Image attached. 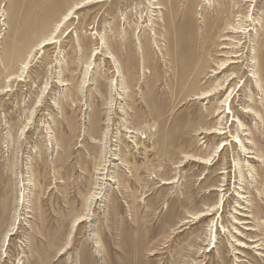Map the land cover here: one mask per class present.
I'll return each mask as SVG.
<instances>
[{"label":"rangeland","instance_id":"374dc122","mask_svg":"<svg viewBox=\"0 0 264 264\" xmlns=\"http://www.w3.org/2000/svg\"><path fill=\"white\" fill-rule=\"evenodd\" d=\"M186 1L210 40L193 85L178 80ZM216 127L228 132H205ZM129 253L264 264V0H0V264H134Z\"/></svg>","mask_w":264,"mask_h":264},{"label":"bare ground","instance_id":"6f19581e","mask_svg":"<svg viewBox=\"0 0 264 264\" xmlns=\"http://www.w3.org/2000/svg\"><path fill=\"white\" fill-rule=\"evenodd\" d=\"M97 1H102V0H97ZM154 1V0H153ZM246 1H249V0H246ZM155 2H152V4H154ZM161 5H154V8H159ZM76 8H78V7H76ZM72 12V11H71ZM71 12L70 13H68V14H66L65 16H64V18H63V20L62 21H60L59 22V24H58V26H57V28H59V27H62V22H68V21H65V20H70V15H71ZM176 13H178V15H181V17H180V19H181V23H184V25H186V29L185 30H187L185 33L186 34H188V36L186 37V41H189L190 42V44H191V46H190V49L189 50H187L186 51V58L188 59V61H189V64H188V66L189 67H185L183 70H181L182 71V74H181V76L178 78V80H179V83H185V82H189L191 85H193V83H196L198 80H199V78L201 77V75H203L204 73H206L205 71L207 70L206 68L209 66L208 65V63H207V61H206V56H207V54L209 55V47H210V40L207 38V34H205L203 37L202 36H197L196 35V33H195V26H193V21H195V18H194V15L192 14V9H190V7H189V3L186 1V4H185V10L183 11V13L182 12H180V10H177L176 11ZM189 21H191V23H192V25L189 23ZM244 21H245V19H244ZM246 21H248V20H246ZM65 24V23H64ZM57 30V29H56ZM250 30H251V28H250ZM206 31H208V28H206ZM245 33V31L244 30H237V32L236 33ZM185 34V35H186ZM210 34V33H209ZM207 35V36H206ZM181 37H183V36H181ZM180 37V38H181ZM210 38H211V34H210ZM185 39V38H184ZM58 42V40H57V38L56 37H47V38H45L44 40H42L41 41V43H40V47L42 48V49H44L47 45H49V44H52V43H57ZM187 47V46H186ZM184 48H185V46H184ZM180 52H181V50H180ZM111 54V53H110ZM208 57V56H207ZM234 62H237V60H230V63H229V65L228 66H230L231 65V63H234ZM238 62H239V60H238ZM141 63V62H140ZM28 68V62H26L25 64H24V66H23V72H25L26 71V69ZM225 68H227V67H225ZM224 68V69H225ZM146 69V68H145ZM179 70H180V68H179ZM217 73V72H216ZM133 74V73H132ZM131 74V75H132ZM130 75V76H131ZM133 76V75H132ZM235 77V76H234ZM234 77H231V79H230V82H229V84L228 85H230L231 84V82L234 80ZM132 78V77H131ZM12 79H18V81H23L24 79H23V74H18V75H15V76H11V78H10V80H12ZM127 83V82H126ZM121 85V84H120ZM125 85V84H124ZM186 85V84H185ZM194 86H196V85H194ZM121 88V87H120ZM131 88V87H130ZM7 90H9V88L7 89ZM130 90V89H129ZM116 91V90H115ZM124 91V90H123ZM126 93V92H125ZM130 93V92H129ZM210 92H208V94H207V92H200V93H196V94H193L192 95V97L190 98V99H204V98H207V97H209L211 94H209ZM134 94L135 93H132V95L134 96ZM214 94H215V92H214ZM128 95V94H127ZM229 98H230V96L227 98V100L226 101H228L229 100ZM113 99V98H112ZM138 106L140 105V104H137ZM229 105V107L228 108H226L227 106H225V108H224V110H223V112L224 113H226V114H230L231 115V113H233V110H232V106H231V103H229L228 104ZM143 106V105H142ZM147 108L149 109L150 107L149 106H147ZM151 109V108H150ZM124 111H126V110H124ZM125 113V112H124ZM142 114V113H141ZM141 114H139L138 116H140L141 117ZM144 114V113H143ZM233 116H235L234 114H232ZM234 118V117H233ZM95 132H99L100 131V125L98 124L97 126H96V129L94 130ZM124 131L126 132V133H133V134H138L139 133V131L138 130H135V129H133L132 127H129V126H125V128H124ZM207 134H213V133H216V134H225V133H227L228 131H227V128L225 127L224 129L223 128H220V127H216V128H213V130H210V131H205ZM100 133V132H99ZM107 134V133H106ZM109 134V133H108ZM94 135V134H93ZM105 135V134H104ZM144 135V134H143ZM146 135V134H145ZM119 136V135H118ZM147 136V135H146ZM146 136H143V138H145ZM105 137V136H104ZM107 137V136H106ZM131 137H133V135L131 136ZM136 137V136H135ZM119 138V141H120V143H121V145L123 146V144H124V137H123V135L121 134V132H120V137H118ZM103 139V138H102ZM108 141V140H107ZM118 141V142H119ZM130 142H131V140H129ZM239 141H241V140H239ZM235 142L237 143V141L235 140ZM223 144H224V146L221 148V147H219L220 149L219 150H221V151H223L224 149H225V147H226V145H228L229 144V142L228 141H223L222 142ZM95 144V146H97V143L95 142L94 143ZM119 144V143H118ZM126 144V143H125ZM124 144V146H126V148H128L127 147V145H125ZM107 145V144H106ZM136 146H138V143H136L135 144ZM120 146V145H119ZM122 146H121V148H117V150H120V152L122 153V152H125V149H124V151H123V148H122ZM103 147H105V146H103ZM109 147V146H108ZM106 148V147H105ZM107 149V148H106ZM109 149V148H108ZM105 150V149H104ZM111 150V149H110ZM106 151V150H105ZM126 151H128V153H130L131 152V150L130 149H126ZM110 152V151H109ZM121 153H120V155H121ZM131 154H133V152L131 153ZM130 154V155H131ZM102 155V154H101ZM116 156V155H115ZM103 157V156H102ZM105 157V156H104ZM107 157V156H106ZM187 158H186V162H188V161H197V162H200V163H202V164H206V165H209V161H210V159H209V157H206V158H203V157H198V156H192V155H187L186 156ZM106 159V158H105ZM116 159H121V161L119 162V165L117 164V167H118V169L119 170H121V168L123 167V169H124V167H127L128 166V164L124 161V160H122V158H119V157H116ZM105 162H107L106 160H105ZM109 162V161H108ZM104 163V162H103ZM105 166H107V164L105 165ZM115 166V165H114ZM122 166V167H121ZM116 168V167H115ZM128 168V167H127ZM99 169V168H98ZM102 169V171L105 169L106 170V168H101ZM127 171H131V170H127ZM101 173V172H100ZM105 173V172H104ZM101 174H103V172L101 173ZM153 176V175H152ZM156 177V179H158L157 178V176H155ZM150 178V177H149ZM131 180V179H130ZM154 180V179H153ZM101 181H103V180H101ZM100 181V182H101ZM120 181V180H119ZM155 181V180H154ZM159 182H160V184L159 185H164V184H171V183H174L175 182V179L173 180V179H159ZM99 183V182H98ZM103 183V182H102ZM97 185V184H96ZM100 185V184H99ZM121 185V184H120ZM98 186V185H97ZM102 186V185H101ZM103 187V186H102ZM102 187H100V186H98V187H96L97 189H102ZM104 188V187H103ZM117 189L119 188V187H116ZM213 189H215V190H218L217 188H213ZM111 191V190H110ZM97 191H95V193H96ZM96 194H99V192H97ZM96 198H98L99 199V196H95ZM94 198V197H93ZM222 202H223V197H221L220 198V200H219V204L220 205H218V206H223L222 205ZM94 203V202H93ZM128 205V204H127ZM118 208V207H117ZM219 208H221V207H219ZM118 210V209H117ZM214 209H210V210H208L207 212H202V213H195V214H188L189 215V217L190 218H184L183 220H181V222H180V224H179V226H177V227H180V225H183L184 223H187V222H189L190 220H197V221H200L203 217H205L206 215H208V214H210L212 211H213ZM86 219V218H85ZM84 219H81L79 222L81 223L82 221H83ZM124 221V220H123ZM134 221H135V223L137 224V226H139L140 225V221L139 220H135L134 219ZM170 222V221H169ZM134 223V224H135ZM76 224V223H75ZM77 224H78V222H77ZM133 223H130L129 225H128V228H135V225H134ZM78 225H80V224H78ZM213 226V225H212ZM122 227V226H121ZM223 227H224V225H223ZM127 228V227H126ZM127 228V229H128ZM127 229H124V232L127 230ZM129 229V230H130ZM132 230V229H131ZM212 232H213V230H212ZM132 233V232H131ZM11 234V233H10ZM10 234H7V235H10ZM212 234V233H211ZM133 235L135 236L136 234H134V232H133ZM126 236H127V234H126ZM125 236V237H126ZM217 237V231H215V238ZM139 239V238H138ZM137 243V242H136ZM217 243V240L215 241V244ZM214 244V246H216ZM134 246V245H133ZM132 246V247H133ZM136 246V245H135ZM134 246V247H135ZM213 246V247H214ZM137 248V247H136ZM136 248L134 249V250H136ZM133 249V248H132ZM139 249V248H138ZM136 252V251H135ZM138 252V251H137ZM131 253H132V251H131ZM131 253H129L128 254V256H129V258H130V262H132V263H134V264H140V259H139V257L137 258V257H132V255H131ZM141 253V252H140ZM136 254V253H135ZM139 254V253H138ZM137 254V255H138ZM125 255V254H124ZM136 255V256H137Z\"/></svg>","mask_w":264,"mask_h":264}]
</instances>
